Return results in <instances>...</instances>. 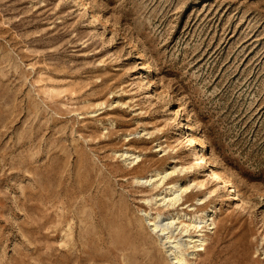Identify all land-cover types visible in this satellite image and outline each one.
Masks as SVG:
<instances>
[{
  "label": "rangeland",
  "instance_id": "1",
  "mask_svg": "<svg viewBox=\"0 0 264 264\" xmlns=\"http://www.w3.org/2000/svg\"><path fill=\"white\" fill-rule=\"evenodd\" d=\"M148 212L264 264V0H0V264H173Z\"/></svg>",
  "mask_w": 264,
  "mask_h": 264
},
{
  "label": "bare ground",
  "instance_id": "2",
  "mask_svg": "<svg viewBox=\"0 0 264 264\" xmlns=\"http://www.w3.org/2000/svg\"><path fill=\"white\" fill-rule=\"evenodd\" d=\"M178 115L180 114V110H178ZM181 125H183V122H181ZM180 129V126L178 127ZM187 140H189V147L188 150L195 151L196 149V142L195 140L189 135L186 137ZM196 159L199 160L197 163H204L207 164V161L205 159V156L202 155L201 152H196ZM137 157H140V155H136V157L131 158L132 161H135ZM194 165V162H191ZM188 167L185 168V170ZM210 169V168H209ZM178 172L177 167L173 168L171 171H167L166 173H162L158 171L155 175H151L150 177H143L139 179L141 182L145 184L152 185L154 183L157 184H164L166 183L167 179L171 176H173L175 173ZM208 175L215 181L220 182L222 187L225 190L227 187H229L231 190L229 193H232L233 191L236 193V200H240L239 194H237V190L232 187L230 181L226 179L223 175V173L220 170H217L215 168L210 169L208 172ZM195 180V179H194ZM196 186L200 189L205 188L204 183H199L194 181L193 183L188 184H179L175 183L172 185H169L165 188V191L162 192L159 196L155 197L154 199H147V203L151 204L154 200L162 205H177L180 203H183L185 194H188L190 191H192V188ZM215 191V190H213ZM165 193L164 195H162ZM212 193V191L210 192ZM211 196V195H210ZM209 196V197H210ZM208 197L205 196L203 198L199 199L200 204H203L207 201ZM157 203V204H158ZM147 218L149 220L150 225L152 226V231H154L158 238L160 239L161 244L164 246L168 254L170 255L171 259L173 260V264H188V260L186 257V254L183 250L184 246L186 245L185 242H183L180 238L177 237L176 230L180 228L178 225V220L181 218L179 215L176 216H169V217H163L161 213H158L157 215H153L151 212L146 213ZM184 216V215H183ZM187 217L186 221L189 220L190 223L184 222L182 225L185 226V228H180V231H189V228L193 226L197 229V231H202L203 227L207 226L209 229L211 228V225L214 223V213L212 211H207L203 215H194L189 216L185 214ZM185 220V219H184ZM181 225V227H182ZM188 236L187 242L189 244H193L192 246L197 250L205 248V244L207 243V240L205 237H203V234H186ZM198 249V250H199ZM195 250V251H196ZM194 253V250L192 251Z\"/></svg>",
  "mask_w": 264,
  "mask_h": 264
}]
</instances>
